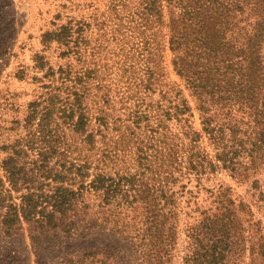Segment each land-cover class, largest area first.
<instances>
[{
    "label": "trees",
    "instance_id": "trees-1",
    "mask_svg": "<svg viewBox=\"0 0 264 264\" xmlns=\"http://www.w3.org/2000/svg\"><path fill=\"white\" fill-rule=\"evenodd\" d=\"M87 19L69 18L42 33L43 44L56 41L60 57L72 54L80 64L54 69L44 54L35 57L49 81L40 79L44 91L28 104L24 120L35 128L0 163L2 228L9 232L23 219L73 234L77 224L68 213L88 189L105 206L140 210L138 264H264L263 226L243 215L251 214L249 204L236 203L223 179L206 188L213 206L188 210L183 221L178 208L189 182L199 185L221 171L247 181L264 201V176L258 177L264 165V0H117V79L103 71L109 63L102 40L89 46L87 39L91 22L102 29L103 14L93 11ZM167 52L181 82L170 76ZM185 90L201 130L192 124ZM240 122L249 145L234 146ZM138 130L152 132L164 151L145 163L149 156L138 146L133 170L72 155L84 144L100 151L102 161L111 158L125 135L137 140ZM203 134L212 155L201 145ZM36 147L34 158L30 149Z\"/></svg>",
    "mask_w": 264,
    "mask_h": 264
},
{
    "label": "rangeland",
    "instance_id": "rangeland-1",
    "mask_svg": "<svg viewBox=\"0 0 264 264\" xmlns=\"http://www.w3.org/2000/svg\"><path fill=\"white\" fill-rule=\"evenodd\" d=\"M93 11L97 15L102 13L104 19L102 29H98L93 22L92 26L87 28L89 46H96L97 42L102 40L101 52L108 58L109 63L103 71L111 73L117 79V0H0V163L10 153L11 145L17 140L23 143L35 128V125L27 126L24 120L28 104L38 99L44 91L40 79L49 81L41 78L45 69L35 66L36 55L44 54L54 69L67 61L80 64L72 54L69 57H60L61 49L56 41H51L48 45L43 44L42 33L66 23L69 18L87 19ZM101 32L106 34L101 35ZM85 50L90 58V52L93 50L90 48ZM170 57L171 53L167 52L165 64L170 69V76L181 82L171 70ZM97 63L101 64L102 61L99 60ZM100 68L101 66L98 69ZM114 83L112 94L115 102L112 113L117 116V80L116 84ZM185 93L193 108L192 124L201 130L199 111L187 90ZM239 126L241 130L235 135L233 143L231 142L234 146H238L240 141L245 142L247 137L242 128L245 127L244 124L240 122ZM138 132L137 140L131 137L128 139L125 135V139L118 145V154L112 152L111 158H105L103 161L100 151L95 152L84 144L78 145L72 155L81 161L88 157L93 164H108L107 167H112V170L117 168V163L122 169L133 170L138 168L135 160L138 146L142 145L149 156L145 163L149 159L152 161L153 154L158 150L164 151L162 142H158L157 145L156 140L151 138L152 132L148 130ZM71 138L75 142L79 140L74 135H71ZM105 142L109 147L108 137ZM36 143L38 146L39 139ZM111 145H114V142ZM201 145L211 155L214 153L204 134ZM244 145L249 144L245 142ZM30 150L31 157L36 158L37 147ZM145 174L146 180L152 181L149 168ZM0 176H4L1 166ZM216 176L199 185L191 181L183 188L178 206L181 210V220L183 221L184 212L188 210L194 213L197 207L203 209L213 206L211 202L213 196L206 188L213 187L219 179H223L232 187L236 203L242 200L249 204L251 214L246 212L243 215L252 220H259L264 230V201L257 200V192L248 186L247 181L237 182L225 171L217 173ZM263 176L264 165L260 167L258 177L262 179ZM181 182H185V179ZM12 194L16 196L15 192ZM14 200L19 201L18 198ZM68 216L77 224L73 234L64 232L60 227L42 228L36 222L23 219L9 232L0 224V259L3 262L0 264H138L135 237L141 225L138 223L139 209L105 206L98 193L84 189L82 198L76 201Z\"/></svg>",
    "mask_w": 264,
    "mask_h": 264
}]
</instances>
